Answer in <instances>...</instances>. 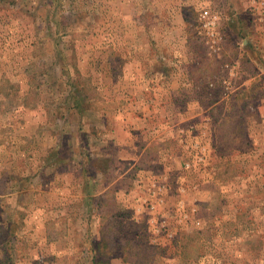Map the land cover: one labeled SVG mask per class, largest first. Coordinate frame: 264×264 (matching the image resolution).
<instances>
[{
  "label": "rangeland",
  "instance_id": "1",
  "mask_svg": "<svg viewBox=\"0 0 264 264\" xmlns=\"http://www.w3.org/2000/svg\"><path fill=\"white\" fill-rule=\"evenodd\" d=\"M0 264H264V0H0Z\"/></svg>",
  "mask_w": 264,
  "mask_h": 264
}]
</instances>
